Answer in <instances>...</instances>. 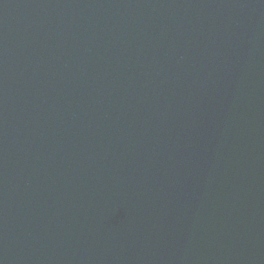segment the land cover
<instances>
[{"label": "water", "instance_id": "obj_1", "mask_svg": "<svg viewBox=\"0 0 264 264\" xmlns=\"http://www.w3.org/2000/svg\"><path fill=\"white\" fill-rule=\"evenodd\" d=\"M0 264H264V0H0Z\"/></svg>", "mask_w": 264, "mask_h": 264}]
</instances>
